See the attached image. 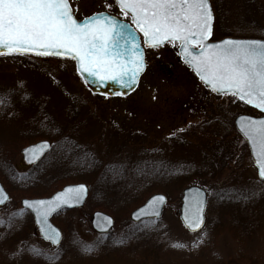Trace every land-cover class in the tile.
I'll use <instances>...</instances> for the list:
<instances>
[{
    "label": "trees",
    "instance_id": "1",
    "mask_svg": "<svg viewBox=\"0 0 264 264\" xmlns=\"http://www.w3.org/2000/svg\"><path fill=\"white\" fill-rule=\"evenodd\" d=\"M214 12L213 39L226 36L264 38V0H210ZM123 19H129L122 14ZM17 59H28L43 64L48 58L25 55H1ZM73 76H77L71 60L57 59ZM69 66V67H68ZM43 71L52 74L46 68ZM64 74L63 72H61ZM15 94L0 92V119L6 122L9 137L0 145V181L10 195L6 206L7 213L0 216V237L9 240L10 248L19 249L11 252L8 247L0 246V264H219V258L213 250L214 243L205 227L197 232L196 239L190 244L174 242L166 223L160 220H147L133 223L128 219L131 209L141 204L154 188L170 193L184 185L198 183L202 175L217 179L224 170L232 147L215 146L207 141L198 142L194 137L216 135L219 141H225V135L216 132L225 124H220L218 116L220 106L206 114L207 124H190L188 127L168 136L166 141L171 151L160 147H141L140 152L121 149L110 160L106 152L101 153L88 144L91 127L105 129L97 116L88 118L79 114L84 109L83 99L73 100V109L63 128L50 115L45 101L34 100L27 95L14 101ZM234 97V96H233ZM236 109L247 112L249 109L235 99ZM224 109V107H221ZM79 114V115H78ZM224 120H227L226 115ZM231 117V116H230ZM230 123V124H229ZM227 129L234 131L233 116L227 120ZM226 127V126H225ZM227 131V130H226ZM87 135V136H86ZM108 135H106V138ZM37 137H47L53 141L51 151L36 165L26 171H19L13 165V156L25 145L34 142ZM209 141V140H208ZM6 144V145H5ZM179 147V149H177ZM242 147L248 153L245 143ZM106 155V156H105ZM249 155V153H248ZM103 156L105 158H103ZM129 160L128 164L123 163ZM67 182H84L89 187V196L85 207L88 215L95 209L108 212L115 218L113 230L105 235H97L92 242V251L77 257L70 249L79 250L80 239L74 233L71 241H64L58 247L55 259H48L52 254L36 256L27 249L36 227L19 222L15 216L16 207L21 198L48 196ZM120 184L118 192L106 189L105 184ZM198 185L205 187L204 183ZM20 206V205H19ZM10 209V211H8ZM73 210L64 211L71 214ZM29 214V213H28ZM62 214V212L60 213ZM54 216L53 219H55ZM57 219V218H56ZM203 233L205 235H203ZM210 236V237H209ZM40 238V237H38ZM120 241H123L122 243ZM74 246H72L71 244ZM162 243L165 244L162 246ZM159 244L158 247H150ZM184 245L174 247L173 245ZM72 246V247H71ZM138 248V251L136 250ZM24 249V251H21ZM127 252V253H125ZM159 252V255H158ZM126 254V255H125ZM217 259H216V258ZM150 258V260H147ZM240 261V257L238 258ZM32 261V262H30ZM238 264V263H237ZM241 264V263H239Z\"/></svg>",
    "mask_w": 264,
    "mask_h": 264
},
{
    "label": "rangeland",
    "instance_id": "2",
    "mask_svg": "<svg viewBox=\"0 0 264 264\" xmlns=\"http://www.w3.org/2000/svg\"><path fill=\"white\" fill-rule=\"evenodd\" d=\"M69 3L77 18L100 11L123 17L122 11L113 0H69ZM146 63V71L136 91L125 98H106L88 92L80 78L73 76L68 69H63L64 66L57 59L48 58L43 64H39L38 61L3 56L0 57V92L15 94V102L22 101L20 98L24 95L45 101L50 115L63 128H66L65 124L72 119L71 109L75 106L72 101L83 99L86 105L79 114L88 118L99 117L103 121L100 122L101 125L105 128L91 127L87 134L88 144L99 149L101 153L106 152L109 160L123 147L129 148L126 151L129 155L135 151L140 152L141 147L149 146H161L170 152L171 145L166 141L168 136L190 124H207L206 113L220 106L222 114L218 118L220 124L222 121L225 124L224 128L216 133L225 135L226 140L219 141L214 134L206 138L199 135L193 139L196 143L212 142L214 147L222 144L227 148L232 147L230 158L223 163L224 170L220 175L218 173V178L202 175L199 178L202 181H198L200 184L204 183L205 187H201L208 193L205 231L214 243L213 250L219 262L221 261L219 264H264V182L258 179L250 156L242 147L243 138L231 127L227 129V120L242 113L236 109L235 98L231 95H216L205 88L181 60L174 43L146 49ZM43 68H48L53 73L49 74L43 71ZM223 114L227 120H224ZM8 132L6 122L0 119V145L9 137ZM106 135L110 137L106 138ZM43 139L49 140L47 137H37L34 141ZM49 141L53 144V141ZM128 161L124 160L123 163L128 164ZM13 165L22 172L29 169V165L21 157L20 150L13 156ZM69 183L71 182L65 184ZM189 185L181 186L170 193L159 187L153 189V193L159 192L168 196L161 219L171 232L172 240L183 244H190L197 236V233H189L179 219L181 193ZM105 186L109 191L114 189L118 192L120 188V184L116 182ZM19 205L20 203L16 207L15 216L19 222L33 226L31 215ZM7 208L8 206H5L0 209V216ZM21 209L23 212L17 214ZM133 209L129 211L128 219ZM61 211L56 214L53 222L62 230L64 241H71L74 233L78 235L81 240L77 244L79 250L72 248L69 253L80 257L83 252H88L84 250L86 246L92 247V242L98 234L91 229V218L86 212V207L74 209L70 215L60 214ZM32 234L29 245L54 256L57 251L53 250L49 243L38 238L37 233L33 231ZM164 245L162 243V246ZM0 246H9L13 253L19 249L18 244L10 248L9 240L4 236L0 237ZM159 246L153 244L150 247ZM136 250L138 251V248ZM239 257L241 259L237 261Z\"/></svg>",
    "mask_w": 264,
    "mask_h": 264
},
{
    "label": "snow or ice",
    "instance_id": "3",
    "mask_svg": "<svg viewBox=\"0 0 264 264\" xmlns=\"http://www.w3.org/2000/svg\"><path fill=\"white\" fill-rule=\"evenodd\" d=\"M117 3L124 15L131 14L150 46L179 41L186 62L214 91L230 93L264 110V42L206 43L212 34L213 21L208 0H117ZM123 29V25L117 27L115 20L104 13L78 22L69 0H0V49L4 50L0 55L35 52L43 56H72L83 72L102 81L118 78L130 86L142 68V55L135 37ZM193 45L200 49L199 54L189 51ZM127 57L132 58L131 67ZM242 131L252 144L259 177L264 181V120H248ZM84 191V185H79L52 200L24 201L36 213L44 237L53 244L59 243L60 233L48 224V216L70 201H80ZM154 199L162 201L163 197ZM203 207V200L198 199L194 216L188 220L193 231L203 223ZM22 212L23 209L17 214ZM84 250L92 251V247L86 246ZM27 251L36 256L47 255L36 247Z\"/></svg>",
    "mask_w": 264,
    "mask_h": 264
},
{
    "label": "water",
    "instance_id": "4",
    "mask_svg": "<svg viewBox=\"0 0 264 264\" xmlns=\"http://www.w3.org/2000/svg\"><path fill=\"white\" fill-rule=\"evenodd\" d=\"M115 2L117 3V0H115ZM209 6L211 8L212 11V7H211V3L208 0ZM118 4V3H117ZM119 6V4H118ZM120 7V6H119ZM99 13H104L110 17H112L115 20V23L117 25V27H119L120 25L124 26L123 31L125 33L131 34L132 36L135 37V41L136 44L138 45V50L139 53L142 55V68L141 70L137 73L136 77H135V81L134 82H130V86L126 85L125 83H121L119 81V79H110V80H100V78L98 76L95 75H91L89 73L83 72L80 68H79V63L76 59H74L72 56H55V55H49V56H43V55H37L35 52L32 53H24V54H28V55H35V56H41V57H56V58H66V59H71L74 61V65H75V71L76 73L80 76V78L82 79L83 83L85 84L86 88L93 94H98V95H102V96H107V97H125L129 94H131L133 91H135V89L137 88L138 84H139V80L141 75L144 73L145 69H146V61H145V53H144V48L141 44V34L143 35V39L144 42L147 46H150V44L147 42L146 38L144 37L143 32H141L135 25V23L133 22V18H132V23L124 21L119 19L116 16H113L111 14H108L106 12H99ZM73 14V13H72ZM97 13L92 14L88 17H85L81 20H78V22H84L87 18L89 17H93L95 16ZM131 15V14H130ZM212 15H213V21H212V30H213V22H214V14L212 11ZM74 17V15H73ZM75 18V17H74ZM76 19V18H75ZM212 38V34L211 36L208 38V40L206 41V43L208 44H219L220 42L224 41V40H243V41H249V40H257V41H262L264 42V39H260V38H237V37H226V38H222L220 40H216L213 41L211 40ZM123 39V38H121ZM167 41H164L163 43H161L160 45L156 46H162L166 43ZM179 43L178 46V53L181 56V59L191 68V70L195 73V75L198 77L199 81L208 89H210L211 91H213L214 93L221 95V94H230V93H223V92H219V91H214L209 85H207L204 81H202L200 79V76L197 74L195 68L189 64L188 62H186L185 56L183 54V49L180 46V42L179 41H175ZM128 47H131V45H127ZM152 47V46H150ZM0 51H4L2 49H0ZM189 51L192 52L193 55H197L199 54L200 49L196 46H191L189 48ZM14 54H22V53H14ZM129 62V66L131 67V57H127L126 58ZM131 75V73H129V76ZM129 77H125V80H128ZM238 98V97H237ZM239 99V98H238ZM240 100V99H239ZM245 105H247L250 108H253L259 112H261L263 115L255 117V116H251V115H247V114H240L238 115L235 120H234V124L235 127L237 129V131L240 133V135L243 137V139L246 141L249 151H250V155H251V159L253 161V164L256 168L257 171V175L259 177V173H258V165L256 164V154L255 151L252 147L251 142L248 140V138L245 136L244 131H242V125H246L248 120H254V121H259V120H264V110H261L257 107H255L254 105H250L247 104L245 101H242ZM51 149V144L48 140H40L37 141L35 143H32L30 145H27L25 147H23L20 151L22 158L25 162L29 163V164H35L37 163L39 160H41L43 158V156L49 152ZM27 150V151H26ZM260 178V177H259ZM261 179V178H260ZM79 185H84L85 191L82 195V199L80 201H70L68 204L62 205L60 208L56 209V211H54L53 213H51L48 216V224L52 226V228L56 229L59 233H60V238H59V243L58 244H53L50 240L46 239L44 237V234L41 231V225L37 222V218H36V213L32 210L27 208V206L24 204V201H37V200H52L54 197H56L58 194L60 193H64L67 189L72 188L75 189L77 188ZM0 189H2L3 191L0 192V200H4L3 203H0V206L4 205L6 202H8L9 200V194L7 193V191L5 190V188L3 187V185L0 182ZM5 196L7 197V199L5 200ZM88 197V187L86 184L84 183H71V184H67L65 186H63L61 189L57 190L56 192H54L52 195L48 196V197H41V198H24L21 200V206L28 210L33 218V221L38 229L39 235L45 240L50 242L52 245H59L62 241V231L61 229L56 226L53 222H52V217L59 212L62 209H73V208H80L84 205V202L86 200V198ZM155 197H163V200H158V199H154ZM198 199H202L204 202V207H203V223L201 224V227L199 229L196 230H192L189 226H188V220L192 219L195 213V203ZM206 192L204 189H202L201 187L197 186V185H190L186 188H184L182 190V194H181V199H180V212H179V219L182 223V225L184 226V228H186L189 232H197L199 231L205 222V208H206ZM167 201V197L165 194L163 193H154L151 196H149L144 202L143 204H141L140 206H138L137 208H135L133 211L130 212V219L131 221L137 223L140 222L141 220L144 219H159L162 216L163 213V208L164 205L166 204ZM158 213V215H157ZM186 217H188V219H186ZM91 227L92 229L99 234H106L108 232H110V230L113 228L114 226V218L109 215L108 213H105L103 211L100 210H96L92 213L91 215V221H90Z\"/></svg>",
    "mask_w": 264,
    "mask_h": 264
},
{
    "label": "bare ground",
    "instance_id": "5",
    "mask_svg": "<svg viewBox=\"0 0 264 264\" xmlns=\"http://www.w3.org/2000/svg\"><path fill=\"white\" fill-rule=\"evenodd\" d=\"M213 26H214V24H213ZM141 44H142V43H141ZM68 60H70V59H68ZM73 63H74V61H73ZM9 201H10V200H9ZM9 201H8V202H6L4 205L0 206V209H1V208H3V207H5V206H6V204H8V203H9ZM64 211H68V210H67V209H62V211H61V212L63 213ZM61 212H60V213H61ZM104 212H105V211H104ZM105 213H108V212H105Z\"/></svg>",
    "mask_w": 264,
    "mask_h": 264
}]
</instances>
